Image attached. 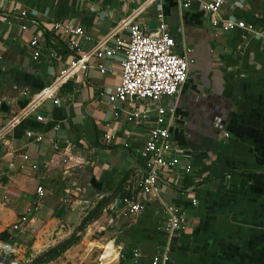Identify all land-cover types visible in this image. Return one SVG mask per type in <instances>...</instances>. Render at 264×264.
I'll list each match as a JSON object with an SVG mask.
<instances>
[{
	"label": "crops",
	"instance_id": "crops-1",
	"mask_svg": "<svg viewBox=\"0 0 264 264\" xmlns=\"http://www.w3.org/2000/svg\"><path fill=\"white\" fill-rule=\"evenodd\" d=\"M136 1L0 0V17L26 11L10 23L0 18V264H23L71 234L73 244L40 264H160L163 254L165 264H264V45L244 30L212 27L197 1L182 9L161 0L174 50L192 49L185 82L162 99L175 107L167 145L191 171L159 170L157 195H143L138 153L152 121L136 125L111 115L105 95L118 81L120 55L98 60L91 51L103 39L112 45L126 37L120 23L133 10L135 21L155 23L154 4ZM220 14L264 29V0H223ZM54 20L89 36L74 54L85 55L88 67L58 82L70 37L52 31ZM43 88L50 94L37 100ZM37 186V208L26 212ZM123 195L142 209L124 213ZM160 200L185 212L172 234L164 230Z\"/></svg>",
	"mask_w": 264,
	"mask_h": 264
},
{
	"label": "built area",
	"instance_id": "built-area-1",
	"mask_svg": "<svg viewBox=\"0 0 264 264\" xmlns=\"http://www.w3.org/2000/svg\"><path fill=\"white\" fill-rule=\"evenodd\" d=\"M7 2L8 0H3ZM124 1V0H120ZM191 1H197L202 11L206 12L210 18V25L221 31L232 29L244 30L260 39L264 45V29L256 28L253 24L247 23L241 19L223 17L220 14V6L223 0H175L178 8L189 7ZM154 4L155 23L150 24L147 21L134 20V10L125 16L120 26L125 28L126 37L113 38L112 45L106 43L107 39L99 41L91 50L94 57L98 60L102 58H112L120 55L119 59V78L113 85L111 91L106 93L105 100L111 115L116 118L123 116L126 120L139 125L143 121L151 120L152 125L147 131V135L139 150V157L143 162L144 172L138 181L139 192L143 195H157V178L159 170H172L176 166H181L184 173L191 171L189 163L181 164L176 154L175 148L167 145V137L170 122L174 113V105H164L163 98L174 95L186 80L188 65L192 63V49L181 46V52L174 50L175 40L168 30L167 23L164 20L161 0H143L139 7ZM26 11L21 9L10 15L1 13V19L10 23L11 19H22ZM52 31L60 36L67 35L69 40L67 49L71 56L67 64L58 71L54 77V82L67 78L77 70H84L88 67L87 57L81 55L75 57L81 48V43L87 41L89 36L83 29L71 22L54 20L51 23ZM24 30V21L19 25ZM29 44L34 47L31 57L35 59L38 55L37 38L31 37ZM95 67L102 73L104 66L98 62ZM48 88H43L37 95V100L44 96ZM53 102L58 104V99ZM30 103L25 107L28 109ZM36 120L41 121L42 117L36 115ZM26 137L39 140L40 136L32 131L25 132ZM111 136L107 133L103 135L104 139ZM52 148H57V142H52ZM25 158V157H23ZM65 194L62 200H66L67 188L63 189ZM36 198L33 204L26 209L30 212L37 208L38 198L42 196L40 186L35 188ZM124 213H134L142 209V204L132 198L130 195H123L119 199ZM164 212V230L172 234L179 230L185 220V212L171 203H165L160 200ZM194 204V199H191ZM25 216L19 217L18 223H12L11 228L16 229L19 222L24 221ZM166 255H161L160 264H165ZM7 264H17V261L10 260ZM150 264H158L156 259H152Z\"/></svg>",
	"mask_w": 264,
	"mask_h": 264
},
{
	"label": "trees",
	"instance_id": "trees-1",
	"mask_svg": "<svg viewBox=\"0 0 264 264\" xmlns=\"http://www.w3.org/2000/svg\"><path fill=\"white\" fill-rule=\"evenodd\" d=\"M96 205L94 208L85 215L84 218L81 219L80 223L77 226V229H80L82 225L89 220L94 214H95ZM77 239V237L74 234L69 235L67 238L59 241L55 245L47 248L45 251L37 254L35 257H33L30 260V263L28 264H40L42 262H45L47 260L52 259L53 257L59 255L61 252H63L67 247H69L71 244L74 243V241Z\"/></svg>",
	"mask_w": 264,
	"mask_h": 264
},
{
	"label": "rangeland",
	"instance_id": "rangeland-1",
	"mask_svg": "<svg viewBox=\"0 0 264 264\" xmlns=\"http://www.w3.org/2000/svg\"><path fill=\"white\" fill-rule=\"evenodd\" d=\"M139 2H141V0H137L135 3H133L132 5L133 6H135L137 3H139ZM77 257V254L76 253H73V255L72 254H66L65 256H62V258L63 259H67V258H70V259H72V258H76ZM55 259V258H54ZM54 259H52V260H54ZM61 260L62 259H57L56 261H55V263L54 262H51V263H49V264H60V262H61ZM21 263H23V264H28V263H30V260L29 261H27V262H23V261H21ZM83 263V262H82ZM18 264H20V263H18ZM65 264H70V261L69 260H67V262L65 263Z\"/></svg>",
	"mask_w": 264,
	"mask_h": 264
}]
</instances>
